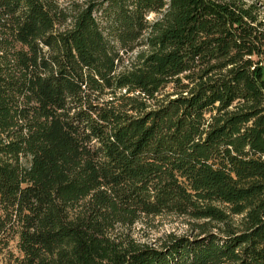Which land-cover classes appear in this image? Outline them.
Masks as SVG:
<instances>
[{
    "label": "trees",
    "instance_id": "1",
    "mask_svg": "<svg viewBox=\"0 0 264 264\" xmlns=\"http://www.w3.org/2000/svg\"><path fill=\"white\" fill-rule=\"evenodd\" d=\"M163 213L207 221L111 234ZM6 255L264 264V0H0Z\"/></svg>",
    "mask_w": 264,
    "mask_h": 264
},
{
    "label": "rangeland",
    "instance_id": "2",
    "mask_svg": "<svg viewBox=\"0 0 264 264\" xmlns=\"http://www.w3.org/2000/svg\"><path fill=\"white\" fill-rule=\"evenodd\" d=\"M155 13H151V18L155 17ZM234 222L239 224L242 219V215H234ZM207 219H196L188 215H182L178 213H163L158 215L141 214L139 219L132 224L118 223L112 230V236L115 238H134L139 242H149L154 244H161L170 238L171 235H179L184 233H195L199 231L200 223L206 222ZM210 228L218 229L219 226L216 222L207 224ZM18 237L16 236L11 242L9 249L18 253L17 247ZM100 258L106 252L99 248ZM7 255L4 258L2 264H7Z\"/></svg>",
    "mask_w": 264,
    "mask_h": 264
}]
</instances>
